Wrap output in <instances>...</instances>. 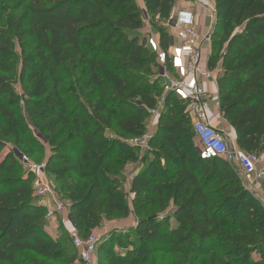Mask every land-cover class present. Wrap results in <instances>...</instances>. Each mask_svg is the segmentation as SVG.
I'll list each match as a JSON object with an SVG mask.
<instances>
[{
  "label": "trees",
  "instance_id": "obj_1",
  "mask_svg": "<svg viewBox=\"0 0 264 264\" xmlns=\"http://www.w3.org/2000/svg\"><path fill=\"white\" fill-rule=\"evenodd\" d=\"M9 1L16 14L0 12V138L27 147L32 125L40 138L30 144L47 148L41 163L58 184L80 238L104 221L130 214L137 219V242H128L132 251L122 259L113 256L120 238L107 236L97 248V264H131L143 252L173 257L174 264H264V202L245 189L237 167L201 156L181 101L164 97L150 151L140 160L128 143L146 133L148 110L157 107L162 91L156 56L140 33L141 9L165 48L167 33L158 23L169 17L175 0ZM215 5L208 66L222 70L219 112L237 149L259 155L264 0ZM4 150L0 144V264H76L71 243L46 234V209L33 195L32 173ZM24 155L32 161L30 152ZM135 161L140 169L129 204L122 172Z\"/></svg>",
  "mask_w": 264,
  "mask_h": 264
},
{
  "label": "built area",
  "instance_id": "obj_2",
  "mask_svg": "<svg viewBox=\"0 0 264 264\" xmlns=\"http://www.w3.org/2000/svg\"><path fill=\"white\" fill-rule=\"evenodd\" d=\"M141 14L146 47L156 56L155 77L160 82L163 96L172 94L186 106L192 131L201 147V156L220 158L230 166L237 167L247 191L253 193V187L259 185L264 192V151L257 155L232 148L229 134L212 122L211 111L219 109L218 89L213 92L205 87L210 85L216 88L222 70L218 64L212 69L208 66L214 23L203 34H198L197 28L202 20L215 22V0H175L169 17L162 22L167 31L165 48H161L157 34L153 33L145 10L141 9ZM161 103L162 107L157 104L156 108L148 110L149 116L157 122L162 112L160 109L165 104L164 98ZM151 136V132H146L128 143L141 151L147 148ZM23 164L33 175V195L38 199V205L46 209L45 221L51 225L59 222L65 229L77 252L76 264H97L100 237L91 233L86 239L80 238L70 222L67 202L60 200L51 188L45 163L31 164L24 157Z\"/></svg>",
  "mask_w": 264,
  "mask_h": 264
},
{
  "label": "rangeland",
  "instance_id": "obj_3",
  "mask_svg": "<svg viewBox=\"0 0 264 264\" xmlns=\"http://www.w3.org/2000/svg\"><path fill=\"white\" fill-rule=\"evenodd\" d=\"M0 12H1L2 16H4V17L11 16L12 14H14V15L16 14V12L14 10V7H12V5H11L9 0H0ZM158 24L162 26V22H159ZM142 26H143V28L141 29L140 33H141V35H144V33H145L144 24ZM204 29L207 30L208 29V25L204 24ZM199 31L200 30H198V32ZM212 31H213V27H212L211 33H212ZM166 33H167V31H166ZM157 36H158V33H157ZM158 39H159V36H158ZM27 44H29V43H26V45ZM17 50L19 52V48ZM27 52H29V49H28ZM210 54H211V45H210ZM154 72H155V70H154ZM17 92L18 93L20 92V89L18 87H17ZM156 98L158 100V105L160 104L159 107H162V103L161 102H162V99L164 98L163 92L162 91L158 92ZM164 105H163V107H164ZM172 106H174V105H172ZM160 110L162 111L163 109H160ZM145 124H146V129L147 130H149V129L152 130L151 135H153V133L155 131L154 129H156V126H157V121L153 120L150 116H148V118L146 119V123ZM27 129H29V131H27V135H26L28 143H27V147L26 146L25 147H26L27 150H25L24 146H21V145L19 147L15 146L13 144V137H11V138H0V144L4 145L5 148H6V150H4L2 152V154L4 152H7L8 150H12L14 152V154L23 163V158L25 157L24 154L27 155V152H30V157H31L32 161H29L27 159L28 162L31 163V164H41V162H44L46 160V156L48 155L47 148L46 149L37 148V147L33 148L31 146V144H30V141H32L31 140L32 138L35 139V138L39 137V135H37L35 130L32 128V125H29ZM150 148L151 147H150L149 143H147V148L146 149L141 150V151L138 150V155H137L138 157H136L137 160H140V158H142L146 152H149ZM24 150L26 151V153H24ZM153 152L151 153V155H154ZM137 164H138V162H136V161L132 162V163H129V165L127 164L124 167L122 175L125 173V170H126L127 167H130V168L132 167L133 170H134V173L137 174L139 169H140V166L137 167ZM22 166L25 168L26 171L28 170V167L25 164H22ZM239 174H240V176L243 179L242 174L241 173H239ZM243 181H244V179H243ZM49 182H50L52 190H54V192L56 193L58 198L59 197L61 198V196L58 195L59 193L57 194V192H58V184H56L51 177L49 179ZM253 188H254L255 191L256 190L257 191L260 190L258 185H255V187H253ZM123 190H124V186H123ZM127 200H128V202H131V199H129V198H127ZM152 206H153L152 208H154L155 210L158 208V200H157V198H156V200H154L152 202ZM167 207H168L167 211H170L172 209L173 206H172L171 202L167 205ZM136 226H137V219H136V217L133 216V214H130L126 219L116 220V221H111V222L104 221L103 224L98 229H96L95 232L94 231L93 232L98 237H100L99 246L104 242V240H105V238L107 236L115 235L114 239L120 238V240L118 239V241L115 242V244L113 245L114 247L112 246L111 250H112V255L113 256L117 255V256H120L121 259H122V258H125L126 255H128V252L132 251V249H129L128 242L130 240H134V241L137 242V240L134 239L135 238L134 237V234H135L134 230L136 229ZM45 227H46L45 228L46 234L51 240L56 241V240L63 239L64 244L66 246H70V241L68 242L66 240V237L68 238V235H67L65 229L63 227H61L59 222H54L52 225L49 224L48 222H46V226ZM216 252L220 253V252H224V251H219L218 250ZM23 255L26 256V254H23ZM28 257H31V256H28ZM97 258H98V256H97ZM252 258L253 259H258L259 256L257 254H252ZM96 260H98V259H96ZM174 260L175 259H173V257L166 256L165 254L152 253V254L149 255V254H145L143 252V255L136 256L135 261L132 262L131 264H174L173 263ZM48 264H53V263H48ZM55 264H58V263H55Z\"/></svg>",
  "mask_w": 264,
  "mask_h": 264
},
{
  "label": "crops",
  "instance_id": "obj_4",
  "mask_svg": "<svg viewBox=\"0 0 264 264\" xmlns=\"http://www.w3.org/2000/svg\"><path fill=\"white\" fill-rule=\"evenodd\" d=\"M213 23H214V20L212 22H210L209 20L208 21L202 20L199 23L198 28H197L198 30H200L198 32V34H203L205 32L206 29H204V24L212 27ZM205 88H206L207 91H213V92L217 91V87L215 88L214 86L207 85ZM211 118H212L213 124L216 127L223 128L229 134V136L231 138V141H230L231 147L234 148V149H237V146H236V143H235V139H234L235 137H234L233 133L231 132V130L229 129V127L227 126V124L224 121L223 117L221 116V114L219 112V109L218 110L213 109L211 111ZM154 130H156V129H154ZM146 132H152V130H150V129L147 130L146 129ZM238 173H241V172L238 170ZM135 175H136V173H134V170H133L132 167L131 168L127 167L126 170H125V173L123 174V178L125 180L124 183H123L124 192L127 195V198H129V199H131L130 186H131L132 180H133ZM239 176H240V174H239ZM240 179H241V181H243L241 176H240ZM242 183L245 186V181H243ZM258 187L260 188L259 185H258ZM252 194H254L256 196V198H258L261 202H264V192L261 190V188H260L259 191H257V190L255 191L254 188H253V193ZM129 204H131V202H129Z\"/></svg>",
  "mask_w": 264,
  "mask_h": 264
}]
</instances>
